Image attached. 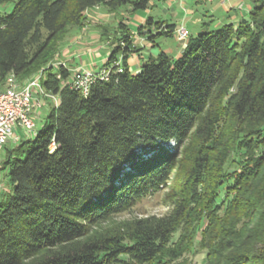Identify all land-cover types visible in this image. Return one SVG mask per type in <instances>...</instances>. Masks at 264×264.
Instances as JSON below:
<instances>
[{
    "label": "trees",
    "instance_id": "16d2710c",
    "mask_svg": "<svg viewBox=\"0 0 264 264\" xmlns=\"http://www.w3.org/2000/svg\"><path fill=\"white\" fill-rule=\"evenodd\" d=\"M156 1L12 0L5 10L0 0V79L23 83L87 10L139 12ZM250 2L237 25L200 30L179 57L161 51L135 73L124 60L87 95L60 87L67 71L48 73L43 87L59 105L5 163L11 191L0 200V264L175 261L186 252L175 232L201 220L203 264H264V0ZM230 124L241 130L218 143ZM193 128L197 149L170 213L102 228L162 185L176 155L167 145L180 147ZM238 148L245 162L224 171Z\"/></svg>",
    "mask_w": 264,
    "mask_h": 264
},
{
    "label": "rangeland",
    "instance_id": "374dc122",
    "mask_svg": "<svg viewBox=\"0 0 264 264\" xmlns=\"http://www.w3.org/2000/svg\"><path fill=\"white\" fill-rule=\"evenodd\" d=\"M193 1L196 3L195 5H193ZM220 1L222 0H191L192 4H189L182 0H159L150 3L145 11L139 12L133 11L129 6L110 11L102 5H98L87 10L84 13L82 25L71 27L61 35L38 60L39 66L23 77V82L37 76L41 79L42 88L36 97V109L33 115L35 131L29 137L23 136L20 132L21 139L13 144L10 143L5 148L0 160V200L11 191L5 163L18 155L22 143L34 138L36 131L46 122L48 114L59 105V96L47 91L42 84L49 72L60 79L59 71L62 69L67 71L68 79L60 80V87H64L70 84L77 71L104 75L113 67L117 68V65L122 67L124 60L129 68L132 63H137L135 60L137 55L144 56V60L141 61H146L149 58H155L163 51L175 59L177 58L175 53L182 52L189 39L195 37L200 30L216 29L229 22L226 18L227 14L224 16L221 14L220 8L224 9V6L222 5L223 1L220 4L221 7L219 6ZM250 1L245 0L244 11L229 23L237 25L239 19L251 8ZM11 5L12 0H8L1 8L7 10ZM213 10L215 13H212ZM170 30L173 34L170 38H166L164 35ZM181 30L186 31V40L179 39ZM36 49L30 50V56L35 53ZM113 53H115L114 59L110 60ZM109 61L110 64H108ZM95 62L97 64L92 66ZM6 79H0V91L4 89ZM17 83L19 82L17 81ZM234 92V87H232L228 89L227 94L232 95ZM227 127L229 130L221 131L222 127L220 128L218 143H227L225 136L230 131H233L232 135H234L241 130L238 125L233 128L230 124L226 125ZM194 132L193 128L180 147L174 142L167 145L170 150L175 148L174 154L176 155L166 170L162 185L156 191L140 198L134 205L111 216L108 221L100 225L102 228L116 227L137 219L150 216L161 217L170 213L175 202L176 188L187 177L191 159L197 149ZM235 144L236 142L233 145ZM245 157V150L235 149L226 161L224 171L231 172L237 169L242 162H245ZM223 193L222 189V199ZM203 227L204 221L201 220L185 232L182 231V228L177 230L172 238L176 241L178 236L183 234L186 238L184 244L186 252L175 261L161 257L156 264H203L205 252L199 245Z\"/></svg>",
    "mask_w": 264,
    "mask_h": 264
},
{
    "label": "built area",
    "instance_id": "2783aa9c",
    "mask_svg": "<svg viewBox=\"0 0 264 264\" xmlns=\"http://www.w3.org/2000/svg\"><path fill=\"white\" fill-rule=\"evenodd\" d=\"M187 33L181 30L180 40H186ZM118 72L121 67L117 65ZM110 71L104 75H96L86 71H77L70 82V86L87 95L90 86L96 80L107 81ZM41 79L39 76L28 79L23 83H17L13 75L6 79V85L0 91V160L6 147L21 139L19 133L29 137L35 131L33 121L36 109V97L41 91Z\"/></svg>",
    "mask_w": 264,
    "mask_h": 264
},
{
    "label": "crops",
    "instance_id": "0c3cea01",
    "mask_svg": "<svg viewBox=\"0 0 264 264\" xmlns=\"http://www.w3.org/2000/svg\"><path fill=\"white\" fill-rule=\"evenodd\" d=\"M182 1L185 2V3L192 4L191 0H182ZM222 1H223L222 5L224 6V9L220 5ZM222 1H220V3H219V6L221 7L220 11L222 12L221 14L223 16L227 14L226 18L228 19L229 22H231L230 20H233V19L237 18L242 13V11H244V7L243 6H244V3H245V0H222ZM195 4L196 3L193 1V5H195ZM212 13H215V10H213ZM181 53L182 52L177 54V52H176L175 54L177 55V57H179ZM137 56H139V55H137ZM137 56H136V59H135L137 61V63H132L130 65V67H129V70L132 73L137 72L139 70L140 65L142 64V62H144V61H141V60H144V56H139V57H137ZM97 61H100V60H97ZM96 62L93 63L92 66L96 65L97 64Z\"/></svg>",
    "mask_w": 264,
    "mask_h": 264
}]
</instances>
